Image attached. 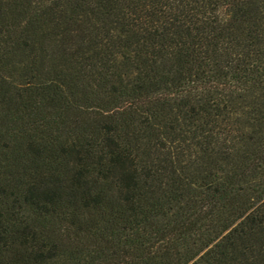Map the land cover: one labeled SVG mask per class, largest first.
I'll return each mask as SVG.
<instances>
[{
  "label": "trees",
  "instance_id": "trees-1",
  "mask_svg": "<svg viewBox=\"0 0 264 264\" xmlns=\"http://www.w3.org/2000/svg\"><path fill=\"white\" fill-rule=\"evenodd\" d=\"M0 264H264V0H0Z\"/></svg>",
  "mask_w": 264,
  "mask_h": 264
}]
</instances>
